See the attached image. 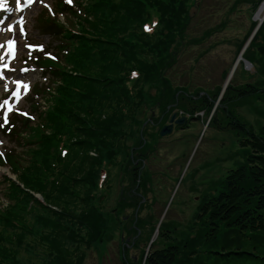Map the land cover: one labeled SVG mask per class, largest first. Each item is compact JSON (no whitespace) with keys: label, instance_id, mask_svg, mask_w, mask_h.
I'll return each instance as SVG.
<instances>
[{"label":"trees","instance_id":"obj_1","mask_svg":"<svg viewBox=\"0 0 264 264\" xmlns=\"http://www.w3.org/2000/svg\"><path fill=\"white\" fill-rule=\"evenodd\" d=\"M263 2L257 0L251 11ZM78 4L85 16L67 10L71 30L48 17L42 20L44 27L62 35L65 66L53 72L58 80L55 92L40 113L42 126L31 128L27 152L9 157L19 184L4 177L9 206L0 209V264H20L19 250L38 258L36 264H83L80 248L102 243L113 221L131 204L126 193L143 191L147 203L135 208L140 207L141 212L150 207L148 236H153L160 220L154 214L155 204L167 188L146 166L147 160L157 158L158 141L145 138L143 124L151 119L148 124L163 127L170 113L177 110L188 117L185 127L192 121L206 122L217 102L206 130L212 128L232 137L234 152L229 150L238 161L218 176V195H206L196 207L184 209H190L192 220L186 235L166 219L187 178L186 160L175 178L181 180L178 189L173 194V185L164 202L166 216L150 248L160 240L164 246L142 255L140 263L264 264V113L257 131L241 121L237 112L240 102L264 107V86L237 87L232 79L221 98V85L212 94L207 90L191 93V84L175 86L168 75L171 65L179 61L172 45L187 36L194 16L191 9L200 4L197 0H81ZM58 7L64 11L60 3ZM154 18L158 26L149 36L143 24ZM257 24L252 21L240 52ZM243 57L259 68L263 80L264 22ZM132 71H137V78L130 79ZM153 90L158 93L152 95ZM154 108L159 109L158 117ZM64 141L69 153L62 157L59 146ZM130 165L121 180L125 185L130 182V188H123L112 208L106 204L115 188L109 167L125 170ZM104 169L109 175L105 187H100ZM211 178L215 176L206 179ZM170 197L173 200L168 207ZM137 222L144 223L138 213Z\"/></svg>","mask_w":264,"mask_h":264},{"label":"rangeland","instance_id":"obj_2","mask_svg":"<svg viewBox=\"0 0 264 264\" xmlns=\"http://www.w3.org/2000/svg\"><path fill=\"white\" fill-rule=\"evenodd\" d=\"M256 1L197 0L200 4L191 9L194 16L187 26V36L184 40L178 37L179 40L174 41L172 45V51L176 52L175 56L179 61L171 65L168 75L175 86L191 84L194 89L191 93H202L201 90H207L212 94L221 85L223 88L219 96L220 98L232 79L234 80H232L234 86L237 87L245 86V84L264 86V78L262 80L259 68L243 57L247 43L241 52L239 51L242 40L251 28L252 21L257 22L258 20H263L264 9L262 11V19H257V14L261 7L264 6V2L257 9H252L253 11H251ZM39 12L38 7L29 12V28L32 41L35 43H52V36L42 35L36 28V18ZM61 18L62 21H65L63 16ZM154 19L156 20V18ZM145 24L149 27L148 23ZM149 29V32H145L143 27L144 33L152 36L157 28L151 29L149 27ZM252 54L253 50L250 56ZM244 61H247L248 64L246 65ZM42 76L43 74L39 70L32 77L35 81L39 79L40 86L45 88L47 84L41 83L42 80H45ZM151 93L152 95L157 94L158 91L155 92L153 90ZM178 95L179 93H177ZM39 99L36 97V100ZM237 105L238 118L244 123H250L258 131L260 123L263 120L261 116L264 113V107L262 106L258 109L256 106L259 103L255 105V103L252 104L250 102H240ZM171 106L177 108L175 105ZM216 106L206 122L192 121L188 127L183 126V128L174 123L173 132L165 137L160 136L161 130L164 126L170 125V120L174 113L177 114L176 120L185 117L182 115V111L177 110L170 113L167 123L163 127L158 126V124H148L151 119L143 124L142 131H146L145 138L149 142H152V137H155L156 141H158L157 158L147 160L146 166L157 174L154 175L156 181L162 183V186L167 188L165 194L160 197L158 196L160 201L155 204L154 208V214L160 217L158 226L150 238L148 236L150 229L148 219L151 215L149 213L150 207L146 208L145 206L141 212L140 207L135 208V205H138V203L139 205L147 203L145 199H142L141 194H143V191L135 195L130 193L124 194V196L130 198L128 203L131 204L128 208L126 207L121 211L117 221H113L114 223L111 224L112 227L104 234L102 243H97L90 247L82 246L80 248V252L84 253L83 264H141L140 260L142 255L146 256L153 250L164 246V243L160 240L158 243H155L153 249L150 248V245L158 237L159 229L163 222L161 219L166 216L168 208L164 205V202L168 199L173 185H175L173 194L178 189L181 180L176 182L175 178L182 170L186 160V166L189 165L187 178L185 183L181 184L175 199L173 200L170 197L168 207L173 200L171 205V211L173 212L170 211L166 219H170L175 223L177 232H180V234H188V226L192 220L190 209H184L187 207H196L206 195H218L221 192V185L217 182L219 179L218 176L225 174L227 168H232L238 161L232 157L233 150L231 148L234 147V139L232 137L212 128L206 130L211 116L217 111L215 110ZM25 108H29L31 111V106L28 107V103H26ZM154 110L158 117L160 115L159 109L154 108ZM256 113H259V118ZM35 115L38 116V113L36 112ZM200 115L203 119V113ZM186 118L188 117L186 116ZM38 121L32 122V125H38ZM19 130L23 133L25 129L20 127ZM7 140L9 147L15 149L17 152L26 149L20 146V136H13ZM130 167L131 165L125 170L116 166L109 167L111 183H115V188L113 193L111 192L108 198H106V204H110L112 208L117 204L116 201L123 188H130V182L127 185L121 183V180H123ZM186 169L187 167L184 170ZM3 172H6L10 177L14 178V175L7 168L1 169L0 176L4 174ZM214 176L215 178L213 179H206L207 177ZM118 184L119 186L117 187ZM2 188L3 186L0 185V207L6 205L1 191ZM185 202L187 205L183 204ZM148 204L152 205V201H148ZM137 213L144 220L143 224L137 222ZM233 233L234 235L237 234L236 232ZM71 249L73 250L74 247ZM29 258L33 260L30 261L31 259ZM18 260L20 264H36L39 261L38 258L25 253L24 250H19ZM236 264H239V262Z\"/></svg>","mask_w":264,"mask_h":264},{"label":"snow or ice","instance_id":"obj_3","mask_svg":"<svg viewBox=\"0 0 264 264\" xmlns=\"http://www.w3.org/2000/svg\"><path fill=\"white\" fill-rule=\"evenodd\" d=\"M28 2H29V4H31L32 2H34V0H28ZM68 2L71 3V0H68ZM4 47H5V45L0 44V48H4ZM28 47L30 49H32V50H39L41 52H43V50H44L42 45L41 46H32V45H29ZM7 54H11L13 56V58L15 57V40H12V41H9L8 42V52H7ZM53 59H55V58L53 57ZM5 66L7 67V65H5ZM24 87H26V85H24ZM15 95L16 96H19L20 93L19 92H16ZM4 104L5 105H8V109H7L8 111H12L11 105L9 104L8 101H5ZM2 107H4V105H0V108H2ZM5 123H7V117L6 116H5Z\"/></svg>","mask_w":264,"mask_h":264},{"label":"water","instance_id":"obj_4","mask_svg":"<svg viewBox=\"0 0 264 264\" xmlns=\"http://www.w3.org/2000/svg\"><path fill=\"white\" fill-rule=\"evenodd\" d=\"M260 25H261V23L257 26V28L255 29V32L259 29ZM255 32H254V34H255ZM254 34H253V35H254ZM253 35L251 36V38H250L249 41L247 42V47H248V45L250 44V42H251V40H252V38H253ZM247 47H246V48H247ZM244 62H245L246 65L248 64L247 61H244ZM249 66H250V64H249ZM176 118H177V114L174 113V114L172 115L171 120H170V125H167V126H164V127H163V129H162L161 132H160V136L164 137V136H167V135L171 134L172 131H173V124H174V123H176L177 125H184V124L186 123V121H187V118H186V117L180 118V119H178V120H176Z\"/></svg>","mask_w":264,"mask_h":264},{"label":"bare ground","instance_id":"obj_5","mask_svg":"<svg viewBox=\"0 0 264 264\" xmlns=\"http://www.w3.org/2000/svg\"><path fill=\"white\" fill-rule=\"evenodd\" d=\"M263 9H264V6L263 7H261V9L259 10V12H258V14H257V19L258 18H262V11H263Z\"/></svg>","mask_w":264,"mask_h":264}]
</instances>
